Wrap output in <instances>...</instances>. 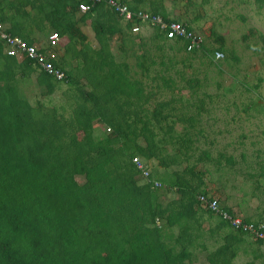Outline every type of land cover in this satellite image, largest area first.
I'll list each match as a JSON object with an SVG mask.
<instances>
[{
	"label": "trees",
	"instance_id": "16d2710c",
	"mask_svg": "<svg viewBox=\"0 0 264 264\" xmlns=\"http://www.w3.org/2000/svg\"><path fill=\"white\" fill-rule=\"evenodd\" d=\"M79 1L0 0V23L7 32L36 46L34 30L50 29L68 39L61 57L37 46L63 72L61 80L35 67L29 57L6 54L0 39V264H191L195 257L187 245L198 236L188 230L192 221L199 227L198 217L206 213L208 219L217 217L216 230H225L223 242L206 254L207 262L236 264L233 246L245 235L252 236L200 204L198 195H213L204 188V172L195 169L209 162L223 179L227 173L222 165L226 172L233 170L235 159L224 151L213 157L206 147L196 146V141L213 144L221 131L213 123L205 129L201 116L209 112L205 104L211 99L205 92L197 97L199 79L184 74L197 52L218 67L215 51L236 62L235 51L216 34L215 45L202 40L200 48L187 50L184 38L168 39L157 28L147 36L132 33L131 23H122L108 0L85 12L79 11ZM119 1L136 10L144 0ZM150 1L148 11L166 22L180 20L169 17L161 3ZM255 1L258 7L264 5V0ZM86 21L96 48L80 28ZM181 23L193 29L188 22ZM113 39L119 41L122 56L112 52ZM127 57L134 59L137 70ZM177 62L183 64L176 75L185 87H178L169 72ZM156 65L159 69L152 70ZM33 73L39 96L65 85L64 103H31L20 84ZM191 150L196 151L193 162ZM134 156L144 162L157 160L164 168L165 177H156L159 186L153 184L158 172L149 170L143 177ZM172 166L178 167L169 172ZM260 168L258 173L264 176V166ZM165 193L174 196L162 204ZM242 219L259 224L264 215L258 221ZM172 228L184 231L177 241L183 242L181 249L168 243ZM253 239L264 244V238ZM202 249L206 250L204 244ZM263 257L255 254L247 264H257Z\"/></svg>",
	"mask_w": 264,
	"mask_h": 264
},
{
	"label": "rangeland",
	"instance_id": "374dc122",
	"mask_svg": "<svg viewBox=\"0 0 264 264\" xmlns=\"http://www.w3.org/2000/svg\"><path fill=\"white\" fill-rule=\"evenodd\" d=\"M154 1L161 3L162 0ZM163 1L162 5L164 4L167 10L172 11V9H175L176 12L174 14L179 15V18L182 16L179 20L180 22L188 21V24H194V31L201 35L205 44L215 45V34L221 35L224 39L225 47L232 48L238 57L236 62L228 61L225 58L218 61L213 60L218 64V67H216L209 65L206 57L197 52L191 60V68L185 69L184 74L185 77L195 76L199 79L201 84L199 91H197L198 93H196L197 97H201L202 93L205 92L207 94L206 97L209 100L211 99L210 104H205L209 112L201 116L205 127L208 128V125L213 123V128L221 131L219 134L214 135L215 142L213 144H210L207 140L199 143L196 141V146L198 145L199 150L206 147V149L211 151L213 157H215L217 151H224L234 156V169L226 172V167L222 165L225 173H227V178H219V181L223 180L222 186L224 190L227 189L232 195H239L238 197L244 195L246 198L241 206L236 205L237 209L234 212L240 217H249L258 221L260 216L264 215V176L258 173L261 171L260 167L264 166V55L263 51L260 50V47H263L261 35H264V5H259L258 7L255 0ZM151 31L149 28H144L141 33L147 36ZM51 32L50 29L44 33L36 34L35 32L34 34H36L35 36L38 39L37 46L40 47L42 45V47H45ZM86 33L87 43L92 47H98L93 33L90 30H87ZM117 44L119 45L118 40L111 41L113 51L118 48ZM118 55L122 56L123 54L119 53ZM127 61L134 68L133 70L138 69L134 66L133 58L127 57ZM153 69H159V66L156 65ZM180 70H183V64L177 62L174 67H171L169 72L176 79L175 82L178 87H185L184 80H180L176 75V71ZM35 74H32L30 80L21 81L20 88L23 95L33 104H35L36 100L45 104H63L65 98L61 90L65 89L66 86L62 85L49 96H39L38 89L34 85ZM86 89L89 88L86 87ZM187 91L189 90H184L182 93L189 100L194 101L196 99L195 95L189 98L188 95L190 93ZM206 97L205 100L208 101ZM195 102L197 101L195 100ZM232 117L235 118L232 119ZM177 127L179 129L177 128L176 130L180 131L181 125L179 124L178 126L177 124ZM209 135L212 134L209 132ZM172 150L173 147H169V151L171 152ZM192 152L194 155L190 161L193 162L196 151L191 150ZM145 165L151 172H158L155 179H157L156 177H165V175H162L164 168L157 160H147ZM198 166L201 169H206L210 176L214 172L217 173V167L209 162L199 163ZM177 167L172 166L168 168V171L170 172ZM249 173H255L254 178L248 176ZM77 179L79 182L83 180L82 177ZM215 181L218 182L216 178ZM166 194L161 197L160 202L162 204H165L169 198L173 197L171 194H167V196ZM237 198L235 196L229 199L230 202L228 203L231 207H234L233 204H238ZM219 201L222 203L220 199ZM204 216L207 218V213ZM216 221L217 217H213L206 222L209 226H213ZM191 225L193 229H198L196 221H192ZM205 227L208 226L205 225ZM172 231L173 233L170 236V240L168 239V243L171 247L176 246L177 249H181L183 242L177 241L179 235H183L184 231H180L179 228H172ZM203 242L207 246V250L204 252L198 251V247L201 246L200 238L194 237L191 244L187 245V250L191 252V257H195L191 264H209L206 260V254L208 251L211 253L215 252L220 239L218 237L209 238L208 235L205 236L204 234ZM244 249L233 246V251H236L237 254L234 259L236 264H247L255 254H263L264 256V244L258 245L252 237L247 236L246 250ZM261 262L264 263V257L256 261L257 264H261Z\"/></svg>",
	"mask_w": 264,
	"mask_h": 264
},
{
	"label": "built area",
	"instance_id": "2783aa9c",
	"mask_svg": "<svg viewBox=\"0 0 264 264\" xmlns=\"http://www.w3.org/2000/svg\"><path fill=\"white\" fill-rule=\"evenodd\" d=\"M101 1L102 0H80L78 2V9L81 12L88 11L91 7ZM107 5L115 10L121 20L131 23L130 30L132 33H141L144 28H157L161 31H165V36L168 39L184 38L185 41L188 42L186 45L187 50L200 48V43L203 40L201 35L194 30L188 29L179 21L166 22L160 14H155L143 9L132 10L128 5L119 0H108ZM58 38L59 36L57 33L52 31L48 40L51 43H55ZM0 39L5 45L6 54L16 56L19 59L29 57L33 60V65L35 67L52 73L58 80L63 79V72L56 69L52 62H50L47 57L38 50V47L35 44H28V42L20 35L7 32L5 26L1 23ZM222 56L223 54L221 52H214L215 60L221 59ZM132 161L141 171V175L147 178L149 176V169L145 165V162L139 156L132 157ZM153 184L157 187L159 186V181L154 180ZM197 198L204 208L221 217V219L226 220L232 228L244 230L247 234L256 239L264 238V232L262 230L264 229V222L259 224L245 222L242 217L238 216V214H231L223 208L215 196L200 194ZM156 223L157 225H160L158 219L156 220Z\"/></svg>",
	"mask_w": 264,
	"mask_h": 264
},
{
	"label": "crops",
	"instance_id": "0c3cea01",
	"mask_svg": "<svg viewBox=\"0 0 264 264\" xmlns=\"http://www.w3.org/2000/svg\"><path fill=\"white\" fill-rule=\"evenodd\" d=\"M150 2H151L150 0H144L143 2L139 3V5H138L139 9L148 10L150 8ZM162 3H164L163 0L161 1V4ZM162 6L167 11V14L169 15V17H173V18H177V19L179 18V15L174 14L176 12L175 9H172V11H170V10H167V8L164 6V4ZM172 13H173V15H172ZM121 21H122V23H124L123 20H121ZM188 25H190L192 28L195 27L194 24H188ZM80 28H81L82 32L86 35V37H87V33H86L87 30H90L93 33V31H92V29H91L90 24H89L88 21H86L85 24H83ZM35 32H36V34L39 33L37 31H33L32 34H31V37L32 38L35 37L36 38L35 39V42L37 43V40L38 39H37V36H35L36 34H34ZM93 36H94V33H93ZM113 40L116 41L115 39H113ZM67 41H68V39L65 36H61V37L59 36V38L57 39V41L55 43H51L49 40H47V45L45 46L46 47V53H48V54L51 53V55L60 56V57L61 56H64V48H65V45L67 44ZM93 48H96V47H93ZM111 50H112V48H111ZM112 52L115 54V56H118V54L121 53V50L118 49V48H116V50L115 51L112 50ZM116 52H117V54H116ZM205 129H207V127H205ZM195 169L204 172L203 179H204V188H205V190H207V192L210 193V194H212L213 196L219 197V199L222 201V203L224 205H226L228 208H231L234 211L235 209H237V206L236 205H240L241 206L245 202L246 198H245L244 195H241L240 197H238L239 195H232L231 193L228 192L227 189L224 190V188L222 186L224 182H223V180L222 181H219L218 175H216L215 172H214L213 175L211 174L212 176H210V173L206 169H201V168H199L198 165L196 166ZM215 178L218 180V182L215 181ZM230 191L232 192V189L231 188H230ZM171 195L174 196V194H171ZM235 196H236V198L238 197L237 198V203L238 204H233L231 202L233 204V206H234V207H231L229 205V203H228V202H230L229 199H231V198H233ZM225 201H226V203H225ZM240 202H241V204H240ZM197 211H199L198 213H201L199 209ZM207 220L208 219L204 215H202V216L200 215V217H198V221H199V223H198V225H199L198 229H193L192 228V229H189L188 230V233H191V234H193L195 236H198V238H200V240H201L200 245L201 246L198 247L199 248L198 251H201V252H204V251L207 250V246L204 243L205 242V239H204V242H203L204 234H205V236L208 235L209 238L210 237L211 238L218 237L220 239L219 245L223 242L221 237H222V234H224V231L225 230L224 229L223 230H220V229L216 230L217 228H216L215 224H216L217 221L215 222V224L213 226H209L207 224V222H206ZM205 225L208 226V227H205ZM199 232L201 234H199ZM170 233H173V231L172 232L170 231ZM246 241H247V236L245 235L244 236V240H242L241 242L236 243L234 246H237V248H240V249L245 248L244 250H246ZM203 244L206 246V250H203L202 249V245ZM209 252L210 251H208V253Z\"/></svg>",
	"mask_w": 264,
	"mask_h": 264
}]
</instances>
